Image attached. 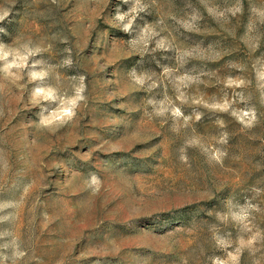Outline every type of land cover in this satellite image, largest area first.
<instances>
[{"label": "rangeland", "instance_id": "rangeland-1", "mask_svg": "<svg viewBox=\"0 0 264 264\" xmlns=\"http://www.w3.org/2000/svg\"><path fill=\"white\" fill-rule=\"evenodd\" d=\"M0 264H264V0H0Z\"/></svg>", "mask_w": 264, "mask_h": 264}, {"label": "clouds", "instance_id": "clouds-1", "mask_svg": "<svg viewBox=\"0 0 264 264\" xmlns=\"http://www.w3.org/2000/svg\"><path fill=\"white\" fill-rule=\"evenodd\" d=\"M123 18V17H121ZM42 90H37V95H39L41 93ZM48 95H51V93L49 92L47 95H45L43 98L44 99H47L48 98ZM71 109L69 108H65V109H62L60 114H57V113H53L51 116L49 117H42L41 119V123L43 124H49L52 122L53 119H60L61 116H64V117H69L71 116Z\"/></svg>", "mask_w": 264, "mask_h": 264}]
</instances>
